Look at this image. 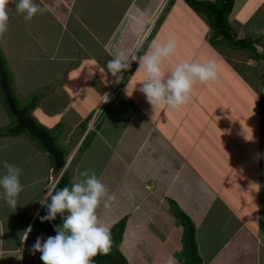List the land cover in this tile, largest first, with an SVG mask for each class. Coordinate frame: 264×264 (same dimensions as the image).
<instances>
[{"label":"crops","instance_id":"0c3cea01","mask_svg":"<svg viewBox=\"0 0 264 264\" xmlns=\"http://www.w3.org/2000/svg\"><path fill=\"white\" fill-rule=\"evenodd\" d=\"M109 1L34 0L45 10L37 13L31 22H25L23 14L16 13V0L7 6L8 30L0 37V55L15 89L13 95L31 97V103L34 102L32 108L31 103H22L18 108H26L28 117H36L45 128L62 123L53 119L54 109H48L59 97L62 100L68 97L70 103L73 95L84 96L87 91L84 89L88 88L95 93L94 108L98 107L113 77L92 50L101 48L102 53L105 50L113 59L124 52V43L132 42L125 53L131 58L134 48H143L142 37L150 26L153 29L166 0H154L152 3L146 0H112L116 20L105 25L104 14ZM175 3L184 4V0H174L167 19L176 14L173 10ZM227 20L236 39H251L257 52L264 55V0H234ZM194 22L197 30L200 24L202 26L195 33L190 30V39L193 38L196 45L203 44L204 49L202 56L193 58L194 63L203 58L215 61L216 57L230 71L232 68L244 71V74L239 71L238 74L233 73L234 78L254 94L257 101L259 68L264 59L256 60L249 52L211 44L206 18L198 14ZM164 23L165 19L162 25ZM99 27L103 29V41H100ZM136 32L140 33L136 36ZM170 32L173 28L167 26L165 31L157 34V38L163 44L170 40L175 43ZM155 42L153 37L145 54ZM175 44L177 49L181 48ZM79 54L82 55L76 58ZM79 61L84 66L79 65L73 71V65ZM69 63L67 80L66 64ZM139 63L135 71H131V77L124 81V90L106 106L98 129L83 141V148L79 151H75L74 146L68 148V141L62 136L68 134L64 128L61 138L58 136L57 144L64 158L67 161L72 158L68 168L70 186L74 181L85 179L80 175L84 170L89 174L95 173L106 185L108 191L101 198L97 216L100 224L109 229L126 218L118 249L128 264L174 263V259L170 262L162 251L165 242L175 233H178L173 240L175 252L180 254L182 249L183 229L173 216L171 203L192 222L202 264H264V151L259 149L255 136L246 134L243 139L241 132L230 133V125L226 128V109L217 115L219 104L211 98V92L216 93L211 84L212 90L200 94L194 83L188 102L176 110L166 107L152 109L146 99L138 97ZM40 73H48L57 83L52 92L48 88L42 89H46L44 96L39 93ZM61 76H64L63 83L57 79ZM218 77L220 79V75ZM1 91L0 113L8 123L14 116L3 102ZM34 97L40 99L34 101ZM17 103L21 102L17 99ZM42 110L45 117L40 115ZM239 119L247 127L249 118ZM9 124L12 126L4 137L6 142H19L26 149L15 152L6 146L0 150V176L6 171L2 162L7 160L21 169L20 183L23 186L15 208L5 203L0 190V264H25V254L29 255L26 251H31L37 237L46 239L55 235L45 230L34 231L32 224L44 210L42 202L48 201L46 194L54 189L60 174L53 164L50 165V157L35 141L25 133L13 134L17 126L15 118ZM79 124L77 121L75 126L78 128ZM90 137L93 141L87 146ZM96 144L104 151L103 158L92 165H97L96 168L85 167L89 166L85 162L80 169L72 167L76 160L73 156ZM74 151L75 155H71ZM243 157L246 161L242 165ZM77 161L80 165L81 161ZM247 170L252 172L251 176L255 174L253 184L249 183ZM30 196L34 202L24 204ZM110 196H114V200H109ZM106 203L108 208L104 207ZM15 226L19 228L17 233ZM29 227L31 232L23 241ZM12 254L15 256H10ZM32 255L33 264H37L40 253Z\"/></svg>","mask_w":264,"mask_h":264},{"label":"clouds","instance_id":"9594fccd","mask_svg":"<svg viewBox=\"0 0 264 264\" xmlns=\"http://www.w3.org/2000/svg\"><path fill=\"white\" fill-rule=\"evenodd\" d=\"M11 2L12 0H0V37H3L8 30L9 14L7 6ZM44 10L34 0H16L15 2V11L18 14H23L25 22H31L37 13H41ZM150 31L151 26L142 37L144 44L148 42ZM174 47L175 44L170 40L164 45H155L144 56L139 57V69H142L144 72V79L140 84L139 90L152 109L166 107L171 110H176L188 102L194 83L198 81L203 84L213 81L217 77L215 61L208 60L204 63H184L177 65L171 71V75L165 79L164 72L161 69V60L169 56ZM130 59L136 60L137 57L133 54L129 58L124 52H120L106 63L107 73L113 77L111 84L114 79L115 83H120V90L116 91V94L124 90V81L126 79L128 80L132 75V60L129 62ZM125 70H127V73L123 76L119 75ZM107 94L108 92L101 99L94 112L91 113L90 118L87 119L85 124L86 128L83 126L84 130L82 133L90 135L96 132L94 128L97 126L96 121L98 116L114 97L111 96L107 99ZM26 116L28 117L27 109ZM28 118L35 124L32 117ZM17 126L14 128L15 134L25 133L23 131L25 129L15 131ZM37 127L41 129V127ZM53 128L45 129L51 131ZM44 132L54 139L55 145V140L57 141L58 138L49 132ZM27 133L25 134L27 135ZM59 137L61 138V135ZM30 139L32 138L30 137ZM35 139L33 138L32 140L37 142L38 140ZM37 144L40 147L42 145L40 142H37ZM57 148L60 150L59 147ZM44 152L50 156L45 149ZM62 157L63 166L61 169H57L59 170L57 174L60 175L55 181L54 189L46 194L50 200L49 202H42L46 208V214L40 217V221L43 223L46 221L51 222L59 215L61 217V224L54 228V236H49L46 239L37 237L31 248V252L33 254L40 253L42 264H92L95 257L98 255H107L111 250L112 241L110 229L100 224L97 216V209L100 206L101 198L106 195L108 189L95 173L89 174L87 170H84L80 173L81 176L85 177L83 181H74L70 187L65 186L56 190L55 186L58 180L66 170L68 171V166L71 164L72 159L70 158L66 161L63 154ZM2 165L6 171L0 176V190L3 192L5 203L9 207L15 208L17 198L23 191V186L20 183L21 169L18 166L10 164L7 160L3 161ZM109 200H114V196H110ZM104 207L108 208L109 205L106 203ZM29 232H31L30 227L24 233L23 241L27 240Z\"/></svg>","mask_w":264,"mask_h":264},{"label":"rangeland","instance_id":"374dc122","mask_svg":"<svg viewBox=\"0 0 264 264\" xmlns=\"http://www.w3.org/2000/svg\"><path fill=\"white\" fill-rule=\"evenodd\" d=\"M153 1L154 0H146L145 2L152 3ZM199 1H204V0H199ZM206 1H209V0H206ZM111 2H112V0H111ZM111 2L109 1L106 5V8H105V14H104V19H105L104 24L105 25L108 22H109V24H111V21L116 20L115 16H117V14L113 10ZM173 2H174V0H166L164 2V5H163L164 9L162 11V14L160 15L158 21L156 22L153 29L151 30L152 32L149 34L148 42L143 45V48L141 50H139L136 47L132 50L131 53L134 54L137 57V59L131 61V64H132L131 65V71L132 70L135 71V69L139 63V57H142L145 55V52L147 51L146 48L148 46V43H150V41H153V37H154V41H156L153 44V48L157 44L164 45L163 42L157 38V34L165 31L167 26H171L173 28V32H170V34H171V36L174 37L175 43H178L179 45H181V48L177 49L176 48L177 45L171 40L175 44V47H174L173 51L169 54V56L164 57L161 60V69L164 72V78L165 79H167L171 75V71L177 65L184 64V63H190V64L194 63L193 58H196V56H202L203 55V53H202V51H204L203 44L196 45L195 40L193 38L190 39V37H192L190 34V30L195 33L196 31H199L200 27L202 26L200 24L199 30H197V23L194 22V19L197 17L198 13L194 12L184 1V4L175 3L173 10H175L174 12L176 14L171 15V17L167 19L168 11H170L171 7L173 6ZM170 14H171V12L169 13V15ZM164 19H165V23L162 25V21ZM168 30H169V28H167V31ZM98 32L100 35V41H103V39H102L104 36L103 35V29H101L99 27ZM139 33L140 32H136V36ZM210 35H212L211 32H210ZM168 40H170V39H168ZM131 44H132V42L131 43L130 42L124 43V47H123V49H125L124 53L129 51ZM86 49L90 50L91 48H86ZM197 50H198V52H197ZM92 51L95 52L99 56V58L101 59V61L104 64H106L108 60L112 59L110 57V55L105 50H104L105 53H102L101 48H99V49L94 48ZM84 53H86V52L84 51ZM81 55L82 54L76 55V58L80 57ZM3 57H6V54L5 55L3 54ZM90 58L91 57H89V59ZM208 60H211V59L210 58H208V59L203 58L201 60L199 59L200 62H198V63H204ZM68 62H71V61H68ZM79 62H77L73 65V71L76 70L79 67V65H81V67L84 66L81 62L80 63ZM129 62H130V60H129ZM10 63H11V61H10ZM215 64H216V72H217L216 79L213 81L203 83V84L197 81L195 83V88L197 89V92H199L200 94L207 92V90L210 89L209 84H211L212 87H215L214 89H216V93H214V91H212L211 92V98H214L215 99L214 101H216V103L219 104L218 109H216L217 115L221 114L222 109H226V114H225L226 115L225 120L227 122L226 128L230 125V133H232V134H235L236 132L238 134H239V132L243 133V135H242L243 139H244V136L246 134H247V136L248 135L249 136L254 135L255 140L258 142L259 149H263L262 151H264V116L263 117L259 116L258 117L259 119H258L256 114H255L254 109L252 111V108H255V106H256V102L264 100V86H263L264 85V62L261 64V66L259 68L261 75H260V81L258 84V88H259L260 92H259L257 101L255 99V95L252 94L247 88H245L238 79L234 78L233 73L238 74L240 72V73L244 74V71L238 70L239 71L238 72L237 70H235L233 68L231 69L232 71H230V69L225 65V63L222 62V60H220V59L217 60L216 57H215ZM35 67H37V66H35ZM70 67H71L70 63L66 64L67 80H68V76H69L67 69ZM5 68H6V65H5ZM50 71H51V68H50ZM71 75H73V77H75L74 74H71ZM139 75H140L141 80H139V86H137L136 88L140 89V84L144 79V72L142 69L139 70ZM218 75H220V79H219ZM230 75H231V77H230ZM63 77L64 76L57 77L58 81L63 83V81H64ZM98 77H97V80H99ZM40 79H41V88H40L39 93H42L43 96L46 94V89L44 91H41L42 89L48 88V91L52 92L55 89V87L57 86V83L55 82V80H53V76L52 77L48 76V73L47 74L40 73V75L38 77V81ZM11 85L12 84H10V86ZM222 86H223V89H222ZM230 87H231V89H230ZM11 89L15 92L13 85H12ZM84 90H87V91H85L84 96H82L81 94H80L81 96L80 95H73L74 97H71L72 101L70 103H68V97H66L65 100H62L59 97V99L57 101L56 100L53 101L51 106L48 107V109H54V111L52 112V114H54L53 119L55 121L62 122L64 131L68 132V134L65 133L62 135L63 138L68 141V143L66 145H68V148H70V147L72 148L74 146L73 148L75 151H79L81 148H83V146H82L83 140L87 139V137L89 136V134L86 135V134L82 133L84 130L83 126H85L87 119L90 118L91 113L94 112V110H95V108H94L95 106L93 103L94 98H95L94 97L95 93H93V91H90L88 88H86ZM210 90H212V89H210ZM50 92H48V93H50ZM137 92H139V95H138L139 99L145 100V97L142 94V92L140 90H138ZM116 93L117 92H115L113 94L114 97L116 96ZM42 94H40V98H41ZM16 96H17V99L21 102V103H18L19 106L22 103H29L30 101H32L31 97L21 98L18 95H16ZM43 96L41 99H43ZM109 102H108V104H109ZM209 103H211V101ZM37 104L38 103H36V105ZM54 104L57 105V109H55L56 106ZM27 106H29V105H27ZM106 106H105V108H106ZM105 108L103 109V111H101L100 115L97 118V121H96L97 126H95V124H94L95 131L98 129V124L100 123L101 115L105 113ZM42 113H43V116H42ZM40 115H41V117H45L46 113H44V111L42 110ZM246 116H247V118H249L247 127L245 126V124H241L240 119H239V118L243 119ZM12 119L14 121V118H10V120L7 123L5 121V116H3L0 113V135H1L0 136V150H4L5 147L7 146L9 151L17 152L21 149L24 150L26 148L23 146H20L19 142H16L13 140H9L8 142H6V140L4 138L8 134L9 128L13 124V123L9 124V123H11ZM34 121H35V124L37 126L44 127L43 125L38 123V119L36 117H34ZM77 121H79V123L81 124L79 126V128H77L75 126ZM85 128H86V126H85ZM48 132L52 135H55L56 138H58L57 130H56V132H54V130H51V131L49 130ZM13 134H15V133H13ZM92 134H94V133H91L90 136ZM1 137H3V138H1ZM91 140H92V137L88 138L87 143H86L87 146H90L92 144L93 140L92 141ZM234 140L238 141L237 138H234ZM57 141H58V139H57ZM35 143L37 144L36 141H35ZM56 146H58V145H56ZM251 146H252V144H251ZM75 151L71 155H73V154L75 155ZM103 154H104V151L101 148V146H98V144H96V146H94V147H89V148L81 151V153L78 156L77 155H75V157L73 156V158H76V160H75V164H73L72 167H76V168L80 169L79 167L85 162L87 165H89V166H85V167L96 168L97 165H94V166H92V165L94 164V161H96L95 163H97L99 161V159H102ZM248 155H249V153H248ZM65 160L67 161L66 157H65ZM77 160L81 161L80 165H79V161H77ZM245 161L246 160L243 157L242 165L244 164ZM51 164H52V162H50V165ZM69 167H70V164H69L68 168ZM249 170H247L248 180H249L250 184H253L254 181H256L255 174L253 176H251L252 172ZM68 174H69V172H68ZM51 176L53 177V174H51ZM32 196H30V198L26 202H24V204L34 202V201H32V199H33ZM29 200H30V202H29ZM34 200H35V198H34ZM18 229H19L18 226L14 227V230L16 233L18 232ZM177 235H178V233H175L171 237V239L166 241L165 247L162 249L164 255L168 259H170V262H173V259H174L173 264H179V262H181V254H179V252L178 253L175 252L176 248L174 246V241H173L176 239ZM28 251H29V255L25 254V264H33V262H32V256L33 255L31 253L30 249H28L26 252H28ZM161 254H162V252H161ZM172 255H175V256H172ZM10 256H15V254H12ZM33 259L35 260L34 257H33ZM41 263H42V261L40 260L37 264H41ZM8 264H10V263H8ZM18 264H20V263H18Z\"/></svg>","mask_w":264,"mask_h":264},{"label":"trees","instance_id":"16d2710c","mask_svg":"<svg viewBox=\"0 0 264 264\" xmlns=\"http://www.w3.org/2000/svg\"><path fill=\"white\" fill-rule=\"evenodd\" d=\"M185 3L196 13L203 15L206 18L207 24L211 31L210 43L211 44H220L229 49L239 50L244 52H249L250 56L256 60L264 59V55L259 54L254 46V42L251 39H236L233 30L228 24V16L230 15L233 7L234 0H214V1H199V0H184ZM0 63L3 66V69L6 73L7 78V86L12 94V98L15 102L16 107H22V104L19 106L17 103V97L13 95V90H11V77L5 68V63L0 55ZM1 91V88H0ZM1 93H3L1 91ZM3 102L8 108L7 102L5 101L4 95ZM39 97H34V101ZM40 99V98H39ZM30 101L29 103H31ZM33 103H31V107H33ZM256 114L262 116L264 115V100L256 102V106L254 108ZM29 116V113L27 114ZM41 127V126H39ZM44 131L48 133V131L41 127ZM62 123L55 124L54 132L57 130L58 136L62 134ZM27 133L25 130H23ZM29 137L32 139L31 135L27 133ZM35 139V138H34ZM36 140V139H35ZM85 141V140H84ZM39 143V141H37ZM87 143V142H86ZM55 145L57 141L55 140ZM58 147V146H57ZM43 149V146L41 145ZM44 151V149H43ZM63 152V151H62ZM63 154V153H62ZM64 155V154H63ZM50 157V156H49ZM52 164L53 160L50 157ZM56 172L59 170L56 169ZM65 186L70 187L69 174L66 170L63 175L58 180L55 189L59 190ZM50 198L47 202H49ZM171 211L173 216L178 220V225H180L183 229L182 236V249H181V262L180 264H202V260L199 256L196 242L194 241V226L190 219L183 214L174 203H171ZM46 214V208L42 210L39 217L33 222L32 230L34 231H42L52 232L55 234L54 228L61 224V217L58 215L57 218L51 222H43L41 223L40 217ZM66 215V214H65ZM126 224V218H122L120 221L115 223L110 229L111 232V250L107 255H98L94 258L92 264H128L125 256L119 251L118 246L122 240L124 228Z\"/></svg>","mask_w":264,"mask_h":264},{"label":"water","instance_id":"95a60500","mask_svg":"<svg viewBox=\"0 0 264 264\" xmlns=\"http://www.w3.org/2000/svg\"><path fill=\"white\" fill-rule=\"evenodd\" d=\"M0 87L3 92L5 101L8 104L9 111L16 118L18 126L15 131L25 129L31 136L36 138L44 147L46 152L51 156L54 167L61 169L63 166V157L61 151L54 145V139L38 128L34 122L26 116V109H18L15 106L11 92L7 86L6 73L0 63Z\"/></svg>","mask_w":264,"mask_h":264},{"label":"built area","instance_id":"2783aa9c","mask_svg":"<svg viewBox=\"0 0 264 264\" xmlns=\"http://www.w3.org/2000/svg\"><path fill=\"white\" fill-rule=\"evenodd\" d=\"M125 73H127V70L124 71L122 74H119V75H122V76H123ZM119 85H120V83H119V84L115 83V79H114L113 82H112V84H111V88H110V90L108 91L107 99H109L111 96H113V94H114L116 91L120 90Z\"/></svg>","mask_w":264,"mask_h":264}]
</instances>
